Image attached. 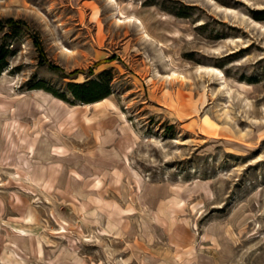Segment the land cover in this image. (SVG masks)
Listing matches in <instances>:
<instances>
[{"label": "rangeland", "instance_id": "obj_1", "mask_svg": "<svg viewBox=\"0 0 264 264\" xmlns=\"http://www.w3.org/2000/svg\"><path fill=\"white\" fill-rule=\"evenodd\" d=\"M261 10L0 0V264H264Z\"/></svg>", "mask_w": 264, "mask_h": 264}, {"label": "trees", "instance_id": "obj_2", "mask_svg": "<svg viewBox=\"0 0 264 264\" xmlns=\"http://www.w3.org/2000/svg\"><path fill=\"white\" fill-rule=\"evenodd\" d=\"M257 13H264V10L260 12H254L253 17L255 19L261 20L264 19V16H258ZM8 24L9 26H15L19 24V22L14 21L11 18L6 19L5 21L0 20V29L5 25ZM35 46L37 47L41 57H44L43 48L39 40L35 37L34 38ZM8 50L3 46L0 47V73L6 67V57H7ZM44 61V60H42ZM111 71L109 69H104L100 71L95 78L87 79L83 82H68L67 83V91L72 96L73 102H79L83 104L93 103L100 101L106 98L110 94V82L112 80ZM35 88L43 89L49 93H51L54 97L63 100L65 102H69L64 94H59L53 92L51 90L45 89L41 85L35 86Z\"/></svg>", "mask_w": 264, "mask_h": 264}, {"label": "bare ground", "instance_id": "obj_3", "mask_svg": "<svg viewBox=\"0 0 264 264\" xmlns=\"http://www.w3.org/2000/svg\"><path fill=\"white\" fill-rule=\"evenodd\" d=\"M215 72H217L216 70H215ZM218 73V72H217ZM222 75V74H221Z\"/></svg>", "mask_w": 264, "mask_h": 264}]
</instances>
